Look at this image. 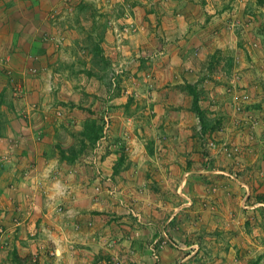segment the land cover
Returning <instances> with one entry per match:
<instances>
[{
    "label": "rangeland",
    "instance_id": "374dc122",
    "mask_svg": "<svg viewBox=\"0 0 264 264\" xmlns=\"http://www.w3.org/2000/svg\"><path fill=\"white\" fill-rule=\"evenodd\" d=\"M227 1L45 0L40 6L48 14L42 26L50 30L41 29L37 53L50 60L42 68L34 58L26 78L53 97V119L87 143L84 124L99 121L93 148L106 113L110 127L98 158L113 151L115 166L135 170L150 218L178 213L149 241L151 264L174 246L181 260L196 242L199 251L181 264H264V0H233L239 23L226 27ZM242 6L247 15L237 17ZM223 27L240 29L239 38ZM238 39L248 58L242 73L238 57L229 58ZM3 66L8 82H17ZM90 150L83 162L99 168L102 161L92 164Z\"/></svg>",
    "mask_w": 264,
    "mask_h": 264
},
{
    "label": "crops",
    "instance_id": "0c3cea01",
    "mask_svg": "<svg viewBox=\"0 0 264 264\" xmlns=\"http://www.w3.org/2000/svg\"><path fill=\"white\" fill-rule=\"evenodd\" d=\"M43 1L0 0V264H151L149 241L159 233L157 228L174 222L178 213L166 221H159L155 212V218H150L135 170L115 166L113 151H106L101 159L93 155L94 146L81 152L83 143L87 145L85 138L64 132L62 120L53 119L52 107L57 105L53 97L37 91L41 89L38 80L35 85L26 78V71L36 63L34 58L40 59L42 68L50 60L37 53L41 29L50 30L42 26ZM234 4L228 0L223 11L228 17L223 23L226 27L230 20L239 23L232 18L238 9ZM236 12L237 17L247 15L244 6ZM223 30L239 38L240 29ZM244 44L241 39L235 41L229 57L230 61L238 57L241 73L248 61ZM225 50L231 51L230 46ZM4 64L17 82L10 83L3 76ZM9 83L17 91H11ZM88 149H92V164L102 161L99 168H86L83 160ZM199 245H190L195 250L181 260L176 246L168 247L160 253V264L175 257L174 264L186 263Z\"/></svg>",
    "mask_w": 264,
    "mask_h": 264
},
{
    "label": "trees",
    "instance_id": "16d2710c",
    "mask_svg": "<svg viewBox=\"0 0 264 264\" xmlns=\"http://www.w3.org/2000/svg\"><path fill=\"white\" fill-rule=\"evenodd\" d=\"M84 125H85V130L87 129L86 134H88L87 136L89 141L87 145L83 143V146L80 148L81 152L83 153H85V147L87 146L89 148V146H92L96 142V140L100 137L99 134H101L100 133L101 127L99 126V121L97 120L86 121Z\"/></svg>",
    "mask_w": 264,
    "mask_h": 264
},
{
    "label": "built area",
    "instance_id": "2783aa9c",
    "mask_svg": "<svg viewBox=\"0 0 264 264\" xmlns=\"http://www.w3.org/2000/svg\"><path fill=\"white\" fill-rule=\"evenodd\" d=\"M32 71L35 72V69H33ZM101 119L103 121V137L100 138V141H98L97 145L95 146V149H94V154L95 155L98 154V150H99V148H101L100 147V143H101L102 140L105 139V137H106L105 135L107 133V130L110 127V124H109L110 123V118L108 117V115L106 113H104V114L101 115ZM96 191L99 192L100 191V188L98 187L96 189ZM59 210L61 211V209H59Z\"/></svg>",
    "mask_w": 264,
    "mask_h": 264
}]
</instances>
